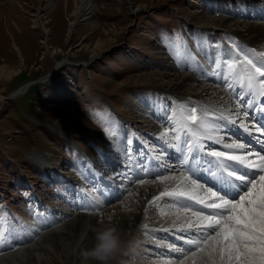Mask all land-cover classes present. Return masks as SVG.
Wrapping results in <instances>:
<instances>
[{"label":"rangeland","instance_id":"1","mask_svg":"<svg viewBox=\"0 0 264 264\" xmlns=\"http://www.w3.org/2000/svg\"><path fill=\"white\" fill-rule=\"evenodd\" d=\"M45 1L0 0V69H3L0 72V213L6 220L5 227L9 229L5 241L0 243V264L19 260L23 263L28 260L26 264H79L81 259L75 258L77 252L71 259L68 258L69 243L59 250L42 238L56 230H63L62 227L79 213L90 218L100 217L94 223L96 229L102 225L116 226L117 218L113 215L118 211L125 215L134 214L133 224L137 218L139 222L133 229L130 228L128 234L125 232V237H121H127L132 246L126 254L118 255L110 264H207V257L198 260L201 258L199 253L192 258L191 251L175 252L173 247H169L173 242L166 234H161L166 228H176L177 224L174 226L173 222L176 221L174 216L177 212L165 216L173 210L166 197L161 201L147 198L146 191L150 187L155 191L160 188L161 192L170 186V189L175 188L179 178L173 172L153 171L154 179L138 178L133 158L118 152L121 166L115 168L111 176L102 177L96 173L94 183L80 187L82 190L89 188L85 193L87 195H95L99 188L106 187L110 181L123 187L118 188L119 192L123 191L118 199L114 196L116 200L109 205L102 203L106 205L102 210L113 212L99 214L100 209L84 207L91 203L82 194L84 191L74 193L71 199L65 195L64 187L67 184L62 181L63 170L57 165L61 161L56 158L62 157L58 151L61 147L77 159V155L63 142L64 136L80 140V145L91 159L98 154V148L106 146L110 136L102 128L101 118L96 113L110 117L116 130L121 125L132 133L147 128L156 141L161 140L160 134L167 131V143L175 144L174 122L170 117L175 112V128H179L177 114L180 115V112L176 113V101L180 99L172 91L173 96L167 94V91L170 93L167 86L180 84L183 77L192 79V75L177 69L171 71L169 59L174 58V53L168 48L174 46L177 49L186 44L196 47L201 39L206 46L212 45L213 41L207 34L194 30L196 26H204L216 33H229L233 37L236 35L244 41L246 28L260 21L255 18L226 19L219 13L205 10L200 6V0H91L95 6L92 14L85 11L84 15L80 11V14L74 16L75 6L70 2L73 0H57L61 5H56L50 18L46 15L48 21L44 22L40 10ZM237 1L239 5L240 0H203L212 5L216 3L219 7L233 5ZM256 2L264 5V0ZM72 21L75 24L71 26ZM235 22L242 23V26L233 25ZM224 23H229L228 27H224ZM192 30L195 34H192ZM154 32L160 34L162 43L168 48H158V43L155 45L158 37ZM177 53H183V50L175 52V55ZM58 63L60 66L55 68ZM147 74L161 76H155L154 82L138 80L137 76ZM193 78V84L187 82L181 91L187 90L193 94L198 92L199 95L208 86L197 76ZM26 86L19 95L12 96L13 92ZM157 91L165 92L166 97H160L159 100ZM199 98L205 100L207 96H194L192 100L198 103ZM133 100L149 113L155 111L149 109L150 102L157 104L160 101L159 105L163 107L162 123L153 120L152 116L146 117L149 125L133 121L136 120L133 119L134 114L139 116L141 122L146 121L141 120L144 119L143 115ZM66 111L72 112L73 119L66 115ZM78 123L84 126L75 125ZM157 124L159 130L153 128ZM147 134L149 137L148 131ZM122 140L118 141V148L124 147L128 152L130 147L125 139ZM146 143L150 147L140 152L145 155L150 167H157L160 160L154 157L161 151L157 145ZM125 156L127 159L123 161L121 158ZM64 162L66 164L67 161ZM51 168H56L55 172H50ZM157 173L176 179L161 182ZM126 179L129 183L122 182ZM74 181H79V178L75 176ZM106 190V194H111L110 189ZM155 197H159V194ZM75 199L76 205H82L77 210L83 212L67 210L69 206L73 208V205L66 202ZM128 202L132 205L126 211L123 205ZM61 211L65 214L54 219L59 217ZM162 211L165 214L162 215ZM106 216L111 217V220ZM143 225L148 227L144 228ZM92 229L93 232L89 231L86 236L81 235L82 238L77 240L78 245L80 240L82 245L95 235L96 231ZM21 235L25 240L20 238ZM176 237L173 238L179 240ZM175 248L186 250L179 245ZM72 251L75 252L74 247ZM16 252L18 258L22 255L19 260L10 258ZM58 253L63 254V258ZM37 254L40 255V262H37ZM5 257L8 260H2Z\"/></svg>","mask_w":264,"mask_h":264},{"label":"snow or ice","instance_id":"2","mask_svg":"<svg viewBox=\"0 0 264 264\" xmlns=\"http://www.w3.org/2000/svg\"><path fill=\"white\" fill-rule=\"evenodd\" d=\"M181 46L186 48V45ZM172 51L174 58L178 59L174 46ZM258 55L264 57V52ZM224 59H228L227 51ZM244 62L248 67L243 76L232 73L225 75L224 79L226 83L235 79L241 86L236 108L252 109L251 114L247 110L237 111L236 116L243 115L252 122L257 132H261L264 129V105H260L258 111L253 106L257 103V96L264 98V79H261L264 78V61H261V66H257V63L245 55ZM217 67L221 65L218 64ZM224 67L231 70L234 65L227 63ZM227 87L231 89L233 84L228 83ZM176 109L188 113L184 122L179 124V129L184 132L183 139L177 134L174 135L175 144L167 143V131L160 134V139L168 147L181 153L180 167L172 171L179 170L185 175L179 178L175 188H166L154 200L170 197L182 201L177 205L176 220H181L184 213L193 209L194 205L202 208L192 210L190 216H184L178 225L179 231L190 233V238L186 241L188 248L184 250L173 247L172 250L191 251L192 258L199 253L201 257H207V264H264V138L256 137L257 143L261 145L258 151L235 140L225 142L228 138L222 134L223 129L229 123L237 124L236 119H231L224 113L218 117L210 116L211 110L207 106H200L199 115L198 107L189 103H178ZM95 115L101 118L102 125H106V134L116 135L114 122L110 121V117L102 113ZM170 119L173 120L175 129V112ZM240 126L249 131L248 124L241 123ZM249 134L251 135L250 131ZM205 140L220 143L224 150L206 151ZM154 159L163 160L164 156L158 154ZM203 164L209 165V180L199 182V170ZM157 167L168 168V165L162 163ZM157 176L161 182L176 179L163 173H157ZM161 214L165 212L162 211ZM5 225L6 220L0 213V243L5 241L9 231ZM173 225L176 226L175 221Z\"/></svg>","mask_w":264,"mask_h":264},{"label":"bare ground","instance_id":"3","mask_svg":"<svg viewBox=\"0 0 264 264\" xmlns=\"http://www.w3.org/2000/svg\"><path fill=\"white\" fill-rule=\"evenodd\" d=\"M241 1V3L242 2H247V1H253V0H240ZM67 2H69V1H67ZM70 2H72L73 3V5L75 6V10H74V14H72L73 16L74 15H77V14H80L79 12L80 11H82L81 13H85V11L86 12H89L88 14H92L93 12H94V5H93V3H91V0H73V1H70ZM45 5L42 7V9L40 10V13L42 14L41 16H42V18H43V20H44V22H46V21H48V18H50V15L52 14V12L57 8V7H59L60 5H61V2H57V0H46L45 2ZM240 3V4H241ZM235 4H237L238 5V1L235 3ZM56 5H57V7H56ZM67 8H69V5H67ZM88 14H86V15H88ZM46 15H48L49 17L47 18V16ZM85 15V14H84ZM83 15V16H84ZM92 16V15H91ZM193 15H190V17H192ZM41 18V17H40ZM74 18V17H73ZM192 18H194V17H192ZM227 19V18H226ZM36 21V20H35ZM35 21H34V23H35ZM43 22V21H42ZM224 22V21H223ZM227 23V22H226ZM226 23H224V24H222V25H224V27H225V25H227V27H228V24H226ZM234 23V22H233ZM75 24V22H71L70 23V25L72 26V25H74ZM242 24V23H241ZM241 24H239V23H237V22H235V24H233V25H236L237 27H239V26H242ZM258 24H261V25H258ZM258 24L257 25H249L248 27H247V25H245V27H247L246 28V32H247V34L246 35H243L245 38H244V41H243V43H244V45H243V47L242 48H239V51L240 52H242V53H245V51L246 50H249V49H245V47L247 46V45H253V46H256L255 48H257V50L259 51V52H261L262 50V52H264V25H262V24H264V23H261V22H258ZM233 25H231V26H233ZM230 26V25H229ZM230 26V27H231ZM232 28H234V26L232 27ZM236 28V27H235ZM228 29V28H227ZM237 29V28H236ZM237 32H239V31H237ZM164 46H159L158 48H163ZM165 48V47H164ZM247 48V47H246ZM241 49H243L244 51H241ZM171 52H173V51H171ZM183 53H184V51H183ZM241 53V54H242ZM161 54V53H160ZM170 56V55H169ZM232 58V56H228V60H230ZM174 58H170V60H171V62H172V60H173ZM59 63H61V62H59ZM57 64L56 65V67L55 68H57L58 66H60V64ZM185 64H187V63H185ZM172 65V64H171ZM188 65V64H187ZM189 66V65H188ZM172 67L174 68V69H176L173 65H172ZM172 67H170L171 68V71H175ZM3 71V69L1 68L0 69V72H2ZM53 71H55V70H52L51 72H53ZM185 74V73H184ZM155 76H161V75H158V74H151V75H139V76H137V78H138V80H143V81H151V82H154V81H156V79H155ZM189 76H191V75H189ZM177 77V76H176ZM179 77H177V79H178ZM190 78V77H189ZM189 78H187V77H183V79H181V82H180V84H178V85H176V83H173V84H169L168 86H167V88H169V90H170V93H168L169 91H167L166 93L167 94H169L170 96L172 95V94H174V95H176V98H178V99H180V100H177L176 101V104H178V102L180 101V102H182V101H184L183 99L184 98H188L187 100L188 101H191V102H193V100H192V97H196V96H198V97H203V96H207V98L205 99V100H203V99H201V98H199V100H197V102H198V105H199V107L200 106H207L211 111H210V116H213L214 114H213V112L212 111H215L217 114L219 113V109L220 110H222V111H224V112H226V113H228V114H231V115H234L235 113L233 112L234 111V109L236 108V106L234 105V102H232V100H231V98H230V96H229V94H230V91H231V89H227L226 90V92L224 93L223 91H222V89H221V91H219L218 90V88H215L214 86H211V85H209V82L208 81H205V83L204 84H206L207 86V88H204L203 90H201V89H199V90H201V93L198 95V92L196 93V94H193V93H189V91H181V89H182V87H186V84H187V82L188 83H191V84H193V80H194V78H193V76H191V78L192 79H189ZM158 79V78H157ZM262 79V78H261ZM204 84H202V85H204ZM175 85H176V88H175ZM199 86V85H198ZM26 88V87H25ZM25 88H23V89H19L18 91H15V92H13L12 93V96H14V97H16L17 95H19ZM198 90V91H199ZM173 93H172V92ZM178 91L179 92H182V93H186L187 95H178L179 93H178ZM172 93V94H171ZM212 94V95H211ZM189 95H192V97L191 96H189ZM210 95H211V97H210ZM173 96V95H172ZM172 101L173 102H175L173 99H172ZM196 101V100H195ZM172 104H174V103H172ZM180 104V103H179ZM174 109V108H173ZM199 110V109H198ZM177 112L176 113H178V112H180V115L179 116H182V115H184L185 114V112L183 111V110H176ZM66 115L67 116H70V117H72L71 119H73V117L74 116H71V115H73L72 114V112L71 111H66ZM136 118V120H133V121H138V122H140V123H144V124H147L148 123V121L146 120V119H141V120H146V121H140V120H138V118H139V116H137V115H133V119H135ZM167 123V122H166ZM75 125H77V126H80V127H83L84 125H82L81 123H78V124H75ZM120 141V140H119ZM122 142H123V140H121ZM177 178H180L179 176H177ZM97 179V178H96ZM98 180V179H97ZM174 182H176V181H174ZM174 182H172V184L174 183ZM89 185V184H88ZM171 187V186H170ZM170 187L169 188H167V189H170ZM70 189H71V187H70ZM161 189L160 188H158L157 189V191H155L154 190V188L153 187H150V188H148V191H146V193H148V196H147V198H150V199H153L156 195H158V194H160L161 193V191H160ZM111 191V190H110ZM145 194V193H144ZM109 195V194H108ZM152 195V196H151ZM110 196H112L111 198V200H109V201H107L105 204H107L108 202H110V201H113L115 198H114V195L113 194H111ZM151 196V197H150ZM134 198V197H133ZM162 198L163 197H160L159 198V200L161 201L162 200ZM132 200V199H131ZM132 202V201H131ZM142 202V201H141ZM149 202V201H148ZM153 203V202H152ZM134 204V203H133ZM104 204H102V206H99L98 208H100V210H101V212L99 213V214H107V212H113V211H109V210H102V209H104V207H105V205L103 206ZM131 205L132 204H130L129 202H128V204H126V205H123L124 207H123V209L124 210H129L130 208H131ZM135 206H137V205H135ZM154 206H156V204H154ZM142 208V207H141ZM157 209H159V207H157ZM160 209H161V207H160ZM159 209V210H160ZM163 209V208H162ZM111 210H114V209H111ZM103 211V212H102ZM115 211H118V210H115ZM125 211V212H126ZM131 211V210H130ZM119 212V211H118ZM118 212H116V214L115 215H113L115 218H117V221H116V228H117V230H118V232L120 233V235H121V237L125 234V232H126V234H128V232H130V228L132 227V229L134 228V226H136L137 224H138V222H139V219L137 218V219H135L134 220V224H133V221H132V219H133V217H134V214H132V213H130L129 215H125V214H122L121 212L120 213H118ZM142 212V211H141ZM175 212H177V211H173V210H171V213L170 214H165V216H170V215H173ZM114 214V213H113ZM137 215V214H136ZM139 215V214H138ZM112 216V217H113ZM107 217V216H106ZM175 218L174 219H176V216H174ZM74 218V219H73ZM72 218V220H69L68 221V223H66L63 227H62V229L63 230H56V231H54V232H51V233H49L47 236H45L44 238H42L43 239V241H45V242H49V244H51L54 248H56V249H61L63 246H64V244H65V246L67 245L68 246V243L70 244V254H68V258L69 259H71L72 258V256L73 255H75V253L77 254V256H75V258L77 259L78 257H79V259L78 260H80L81 259V261L79 262V264H91V263H96V264H98V262L97 261H95V260H92L91 258H86V256H85V253L88 251V250H90L93 246H94V244H95V235H93L92 237H90V238H88V241L87 242H84V243H82V245H81V240H80V245H78L79 244V242L77 241V240H79V239H81L82 237H81V235H87V233H89V231H92L93 229L92 228H94V231H96L97 229L94 227V223H95V221H98L99 220V218L100 217H95V216H91V218L90 217H87V215H85V214H80L79 213V215L77 216V217H73ZM108 218V217H107ZM86 219H89L88 221H85ZM105 219V218H104ZM103 219V220H104ZM168 219H170V218H168ZM173 219V220H174ZM102 220V221H103ZM172 220V221H173ZM176 221H178V220H176ZM182 221V220H181ZM84 222H88V223H84ZM104 222V221H103ZM112 222V221H111ZM109 222H107V224H108ZM101 224V223H100ZM96 226H97V224H96ZM110 226V225H109ZM126 228H129V229H126ZM137 228V227H136ZM99 229V228H98ZM93 232V231H92ZM162 232V231H161ZM95 234V233H94ZM179 235H177V237H176V239H179V240H181V241H179V240H175L174 238V242H180V244L181 245H183L182 247H187V243L185 242L186 240H187V237H186V235L185 234H183L184 236H182V233H178ZM123 237H125V236H123ZM127 238V237H126ZM123 239L124 241H126V242H128L129 240H128V238L127 239ZM183 238L184 239H186L185 241H183ZM58 239H60L59 241H58ZM84 239V238H83ZM61 240H63V241H61ZM78 242V243H77ZM72 246V247H71ZM73 247L75 248V252L73 253V251H72V249H73ZM8 249V248H7ZM34 250V249H33ZM77 250H79V251H77ZM19 252V251H18ZM18 252H16V253H14V254H12V255H10V258H14L15 260H19V258H21V256L18 258ZM24 252H26V251H24ZM61 253H63V251H60ZM61 253H58V255H59V257L60 258H63V254H61ZM21 254V253H20ZM5 255H8V254H5ZM31 256V255H30ZM34 256V255H33ZM7 257H9V256H7ZM7 257H5L4 259H2V260H8L7 259ZM23 257H24V255H23ZM22 257V258H23ZM40 255L39 254H37V262H40ZM30 258V257H29ZM39 258V259H38ZM200 259H202V257L201 258H198V260L199 261H202V260H200ZM30 260V259H29ZM28 261V260H27ZM26 261V262H27ZM31 261V260H30ZM198 261V262H199ZM26 262L24 261V263L21 261V260H19V261H13L12 263H10V264H26ZM188 262V261H187ZM30 263H32V262H30ZM5 264H7V262L5 263Z\"/></svg>","mask_w":264,"mask_h":264},{"label":"clouds","instance_id":"4","mask_svg":"<svg viewBox=\"0 0 264 264\" xmlns=\"http://www.w3.org/2000/svg\"><path fill=\"white\" fill-rule=\"evenodd\" d=\"M111 220V217L108 218ZM132 242L124 241L115 226L102 225L95 232V244L85 253L98 264H110L118 255L126 254Z\"/></svg>","mask_w":264,"mask_h":264}]
</instances>
